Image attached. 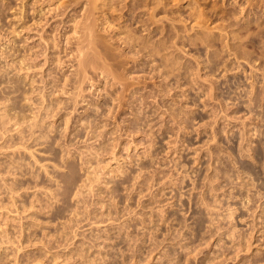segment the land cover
<instances>
[{"label": "rangeland", "instance_id": "374dc122", "mask_svg": "<svg viewBox=\"0 0 264 264\" xmlns=\"http://www.w3.org/2000/svg\"><path fill=\"white\" fill-rule=\"evenodd\" d=\"M74 1L0 0L3 261L264 264V0H99L85 73Z\"/></svg>", "mask_w": 264, "mask_h": 264}, {"label": "bare ground", "instance_id": "6f19581e", "mask_svg": "<svg viewBox=\"0 0 264 264\" xmlns=\"http://www.w3.org/2000/svg\"><path fill=\"white\" fill-rule=\"evenodd\" d=\"M72 1H74V0H72ZM75 1H78V0H75ZM75 1H74V2H75ZM79 1H80V0H79ZM85 1H86V0H85ZM88 1H89L88 3H84L85 5L87 4V5H86V11H85L86 13H84L85 15L83 14L84 17H85V22L83 21V24H81V23H82V21H81L80 25H82V26L78 25V26H80V28L83 27L82 29L79 28V30H83V31H82L83 34H80V37H81V36H84V37H82L81 39L78 38L77 35H79V34H76V31H77V30H75L76 37H77L78 39H80V40H78V42H77V44H78L77 47H76V48H77V50H76L77 52L75 51L77 55L73 52V53H74L73 56H77V57H75V58L77 59V61H78L79 63H77V62H76V63L79 64L78 66H80V67L77 66V68H79L78 71L73 70V72H74V71L79 72V71H82V70L84 71V70H85V71H84V73H85L86 70H88V69H85L86 64H87V63H93L92 60H94V61H95V64H96V62H97L96 59H98V58L95 59V57H96L97 55L100 56V55L104 52V49H102V45H101V44H103V40L106 41V39H101V36H100V41H99V39L97 40L96 37L94 36V33H93V31L96 30L95 27H94V21L96 20V17L94 16V14H95V10L99 9V5H97V1H99V0H88ZM111 1H112V0H104V4H103V5H107V10H110V9H112V8H114V9H115V8H118V9L122 8V11H123V7L126 6V5L124 4V6L122 5V6H120V7H112V6L115 5V4H112ZM118 1H119V0H118ZM153 1H154V0H153ZM65 2H66V1H65ZM126 2H127V1H126ZM261 2H262V1H261ZM70 3H73V2L70 1ZM70 3H69V4H70ZM76 3H77V2H76ZM132 3H133V2H132ZM156 3H157L156 6L154 5L155 8L153 7L155 12H156L157 8H158V9L165 8V7L167 6V4H169L170 2H169V0H158V1L156 0ZM63 4H64V3H63ZM66 4H68V3H66ZM77 4H78V3H77ZM99 4H100V3H99ZM120 4H121V3H120ZM161 4H162V6H161ZM71 5H72V4H71ZM73 5H74V4H73ZM118 5H119V4H118ZM127 5H128V4H127ZM65 6H66V5H65ZM65 6H64V8H66ZM130 7H134V6H130ZM135 7H136V6H135ZM160 7H161V8H160ZM103 8H105V7H103ZM124 8H126V7H124ZM132 9L134 10V9H136V8H132ZM138 9H139V8H138ZM115 10H116V9H115ZM120 10H121V9H120ZM130 10H131V8H130ZM139 10H140V9H139ZM165 10H168V9H165ZM134 11H135V10H134ZM149 11H150V10H149ZM135 12H136V11H135ZM157 13H158V12H157ZM157 13H156V14H157ZM136 14L138 15V17H134V18H140V17H139V16H140V15H139L140 12H136ZM124 15H125V14H124ZM144 15H145V14H144ZM90 16H91V17L94 16L95 19H94V17H93V19H91ZM141 16H142V15H141ZM152 16H154V13H153V12L150 14L149 18L143 16L142 19H141V21L139 20V22L144 21V23L147 22L146 24L150 25L151 23H150L149 21L152 20V19L154 18V17H152ZM134 18H131V19H133V21H134ZM131 19H130V20H131ZM82 20H84V19H82ZM135 20H136V19H135ZM155 20H156V19H155ZM131 21H132V20H131ZM136 21H137V20H136ZM152 22L154 23L153 20H152ZM155 22H157V21H155ZM95 24H96V22H95ZM141 25H142V24H141ZM78 26H76V27H78ZM167 26H168V24H167ZM94 29H95V30H94ZM154 29H156V28H153V30H154ZM147 30H149V29H147ZM150 31H151V30H150ZM154 31H155V30H154ZM78 32H81V31H77V33H78ZM39 34H40V33H39ZM75 34H74V35H75ZM95 34H97V33H95ZM40 35H42V34H40ZM43 35H44V34H43ZM97 36H98V34H97ZM44 37H45V36H44ZM44 37H43V38H44ZM76 37H75V39H76ZM125 37H126V36H125ZM41 38H42V37H41ZM67 38H68V37H67ZM83 38H85V39H83ZM68 39H69V41H70V40L73 39V37H72V39H70V38H68ZM68 39H67L66 42L69 43ZM81 40H82L83 42H82ZM84 40H86V41H85L86 43L84 42ZM72 41H73V40H72ZM76 41H77V40H75V42H76ZM79 41H80V42H79ZM101 42H102V43H101ZM109 42H110V41H109ZM45 43H46V42H45ZM47 43H48V41H47ZM47 43H46V44H47ZM73 43H74V42H73ZM49 45H50V44H49ZM51 45H52V44H51ZM66 45H68V44H66ZM75 45H76V44H75ZM75 45H74V46H75ZM108 45H109V44H108ZM91 46H92V47H91ZM95 46H99V49H97L99 52L94 51V50H96V48H98V47L95 48ZM93 47H94L95 49H94ZM100 47H101L102 50L100 49ZM104 47H105V46H104ZM49 48H50V47H49ZM49 48H48V49H49ZM73 48H74V47H73ZM92 48H93L94 50H92ZM87 49H91V50L94 51V52L92 53V52L90 51V52H91V54H90V53H89V50H87ZM44 50H45V49H44ZM100 50H101V52H100ZM72 51H73V50H72ZM105 51H107V50H105ZM47 52H48V51H47ZM47 52H46V55H47ZM96 52H97V54H96ZM36 53H37V52H36ZM43 53H45V52H43ZM94 53H95V54H94ZM98 53H99V54H98ZM235 53H236V52H234V54H235ZM240 53H241V52H240ZM92 54H94V55H92ZM104 54H105V53H104ZM104 54L101 55V56H103V57L100 56V57H101L100 60H101V59L103 60L104 57H108V56H105ZM46 55L44 54V56H46ZM50 55H51V54H50ZM90 55L94 56V57L91 56V58H94V59L89 58ZM107 55H109V53H108ZM24 57H25V56H24ZM46 57H49V55L46 56ZM109 57H110V56H109ZM238 57H239V55H238ZM75 58H74V60H75ZM112 58H113V57H112ZM27 59H28V58H27ZM90 59H91V62L89 61ZM23 60H24V58H23ZM47 60H49V59L46 58V61H47ZM98 60H99V59H98ZM102 60H101L100 62H102ZM59 62H60V61H59ZM61 62H62V61H61ZM61 62H60V64H61ZM98 62H99V61H98ZM23 63H25V62H23ZM44 63H45V62H44ZM62 63H64V61H63ZM107 63H108V62H107ZM19 64H21V63H19ZM73 64H74V63H73ZM77 64H76V65H77ZM95 64H93V65L95 66ZM42 65H43V64H42ZM44 65H45V64H44ZM44 65H43V66H44ZM63 65H64V64H63ZM87 65L90 66V64H87ZM252 65H253V64H252ZM17 66H19V65H17ZM28 66H29V65H28ZM70 66H71V65H70ZM81 66H82V67H81ZM104 66H105V65H104ZM104 66H103V67H104ZM97 67H98V65H97ZM27 68H28V67H27ZM80 68H81V69H80ZM88 68H89V67H88ZM28 69H30V68H28ZM62 69H63V68H62ZM95 69H97V68H95ZM105 69H106V67H105ZM98 70H99V69H98ZM103 70H104V69H103ZM93 71H94V70H93ZM76 72H74L75 74H77V75H76V79H77V76L80 77L81 74H83V76H84V73H81V74H80V73H76ZM104 72L106 73V72H108V71H105V70H104L102 73L105 74ZM78 74H80V76H79ZM94 74H96V73H94ZM71 75L73 76L72 72H71ZM71 75L69 74L68 76H70V77L73 79V81H75V82H73V84L78 83L77 85H75L76 87H74L75 90L73 89L74 91H76V90H78V89H76V88H79L81 85H79L80 83H79V82H76V80H74L75 78H73ZM85 75H87V74H85ZM107 75H108V74H107ZM74 77H75V75H74ZM101 77H102V76H101ZM252 77H253V76H252ZM80 78H81V77H80ZM62 79H63V78H62ZM84 79H85V78H84ZM53 80H54V79H53ZM66 80H69V78L67 77ZM81 80H82V79H81ZM69 81H71V80H69ZM78 81H79V79H78ZM56 82H57V81H56ZM71 82H72V81H71ZM48 83H49V82H48ZM58 83H59V82H58ZM65 83H66V82H65ZM67 83H68V82H67ZM67 83H66V85L69 84V83H68V84H67ZM81 83H82V81H81ZM60 84H61V83H60ZM82 84H84V83H82ZM47 85H48V84H47ZM62 86H63V85H62ZM62 86L60 85V87H62ZM68 86H69V85H68ZM68 86H65V85H64L65 88H67ZM73 86H74V85H73ZM73 86H72V87H73ZM55 87H56V86H54L53 88H55ZM64 87H62V88L65 90ZM80 88H81V87H80ZM63 89H61L60 91H61V92H70V91H63ZM71 89H72V88H71ZM51 90H53V89H51ZM53 91H54V93L56 94V92H55L56 90H53ZM79 91H81V90H79ZM40 92H42V91H40ZM61 92H59V93H61ZM82 92H83V91H82ZM82 92H76V94H75V92L73 93V91H72V92H70V93H73V94H70V93H69V94H70V96L72 95V96H73L72 99H74V97H76V95H78L77 93H80V94H81ZM57 94H58V93H57ZM63 94H64V93H63ZM66 94H67V93H66ZM50 95H52V94H50ZM67 95H68V94H67ZM43 96L45 97L46 95L44 94ZM59 96H60V95H59ZM78 96L80 97V95H78ZM79 97H76V99H74V100H75L74 102H76L77 98H79ZM70 98H71V97H70ZM44 99H45V98H44ZM47 99H48V98H47ZM50 99H51V98H50ZM53 99H54V98H53ZM52 101H53V100H52ZM70 101H71V100H70ZM83 101H84V100H83ZM46 102H47V101H46ZM54 102H55V101H54ZM64 102H65V101H64ZM68 102H69V101H68ZM80 102H81V101H80ZM76 103H78V101H77ZM49 104H50V103H49ZM68 104H70V103H68ZM74 104H75V103H74ZM57 105H58V104H57ZM60 105L62 106V104H60ZM76 105H77V104H76ZM65 106H66V105H65ZM47 107H48V106H47ZM50 107H51V106H49V108H50ZM54 108H55V107H54ZM57 108H58L57 111H59V108L61 109L62 107H59V105H58ZM110 109H111V108H110ZM48 110H49V109H48ZM98 110H99V109H98ZM50 112H56V111H52V110H51ZM110 112H111V111H110ZM58 113H59V112H58ZM49 114H50V113H49ZM51 114L53 115V113H51ZM56 114H57V113H56ZM109 114H110V113H109ZM96 115H97V114H96ZM103 115L105 116V115H108V114L106 113V114H103ZM104 116H102V117H104ZM52 117H53V116H52ZM107 118H109V117L107 116ZM95 119H96V118H95ZM89 120H90V119H89ZM99 120H100V118H99ZM69 121H70V120H69ZM90 121H92V120H90ZM104 121H105V120H104ZM66 122H67V121H66ZM78 122H79V121H78ZM96 122H97V121H96ZM99 122H100V121H99ZM107 122H108V121H107ZM100 124H101V123H100ZM105 124H106V123H105ZM88 125H89V124H88ZM90 125H91V124H90ZM95 125H97V124H95ZM67 126H68V124H67ZM101 126H103V125H101ZM91 127H92V126H91ZM96 127H97V126H96ZM92 128H93V127H92ZM105 128H106V127H105ZM66 129H67V127H66ZM96 130H97V129H96ZM64 132H65V131H64ZM32 137H33V136H32ZM35 138H36V137H35ZM37 139H39V138H37ZM102 147H103V146H102ZM103 150H104V149H103ZM105 150H106V149H105ZM88 151H89V150H88ZM91 151H93V150H90V152H91ZM98 151H99V150H98ZM98 153H100V152H98ZM83 155H84V154H83ZM95 155H97V154H95ZM19 171H21V170H19ZM17 172H18V171H17ZM31 175H32V174H31ZM34 175H36V174L34 173ZM37 177H39V176H37ZM35 178H36V176H35ZM37 179H38V178H37ZM25 183H28V182H25ZM37 183H38V182H37ZM4 184H6V183H4ZM14 184H15V183H14ZM14 184H13V185H14ZM17 185H18V184H17ZM4 186H6V185H4ZM27 186H28V185H27ZM21 187H22V186H21ZM4 188H5V187H4ZM7 188H8V186H7ZM17 188H18V187H17ZM28 188H29V187H28ZM9 189H11V192H10V193H12V194H14V192H12V190H13V191H16V190H14L13 187H11V188L9 187ZM9 189H7V192H9V191H8ZM18 189H19V191H21L20 188H18ZM5 191H6V190H5ZM80 191H81V190H80ZM16 192H18V191H16ZM16 192H15V193H16ZM5 193H6V192H5ZM21 193H22V192H21ZM53 193H54V192H53ZM79 193H80V192H79ZM12 194H11V195H12ZM17 194H18V193H17ZM37 194H39V193H37ZM37 194H36V195H37ZM74 194H75V196H76V193H74ZM34 195H35V194H34ZM42 195H44V194H42ZM80 195H81V194H80ZM9 196H10V194H9ZM15 196H16V195H15ZM18 196L20 197L21 195H18ZM38 196H39V195H38ZM56 196H57V193H56ZM45 197H46V196H45ZM52 197H53V196H52ZM80 197H81V196H80ZM12 198H14V200H15V197L12 196ZM12 198H10V199H12ZM21 198H22V197H21ZM31 198H32V197H31ZM46 198H48V197H46ZM53 198H54V197H53ZM83 198H84V197H83ZM34 199H35V197H34ZM43 199H45V198H43ZM17 200H19V199H17ZM23 200H24V198H23ZM23 200H22V201H23ZM30 200H31V199H30ZM30 200H29V201H30ZM35 200H36V199H35ZM37 200H38V198H37ZM48 200H50V199H48ZM27 201H28V200H27ZM27 201H26V202H27ZM29 201H28V202H29ZM32 201H33V200H32ZM45 201H46V200H45ZM79 201H80V199H79ZM14 202H15V201H14ZM36 202H37V201H36ZM43 202H44V201H43ZM17 203H18V202H17ZM39 203H41V201H40ZM47 203H48V202H47ZM83 203H84V202H83ZM87 203H88V202H87ZM31 204H33V203H31ZM36 204H37V203H35V205H36ZM41 204H42V203H41ZM14 205H15V204H14ZM14 205H13V206H14ZM16 205H17V204H16ZM27 205H28V204H27ZM35 205H33V206H35ZM18 206H20V205H18ZM22 206H23V204H22ZM43 206H45V205H43ZM47 206H48V204H47ZM51 206H53V205L51 204ZM80 206H81V205H80ZM89 206H90V205H89ZM30 207H31V205H30ZM41 207H42V206H41ZM45 207H46V206H45ZM76 207H77V206H76ZM15 208H16V207H15ZM28 208H29V207H28ZM17 209H19V208H16V210H17ZM23 209H24V207H23ZM25 209H26V207H25ZM39 209H40V208H39ZM61 209H62V207H60V211H61ZM70 209H71V207H70ZM73 209H75V208H73ZM76 209H77V208H76ZM76 209H75V212H77ZM57 210H58V209H57ZM17 211L19 212V210H17ZM71 211H73V210H71ZM56 212H57V211H56ZM58 212H59V211H58ZM74 214H76V213H74ZM110 214H111V213H110ZM26 216H27V215H26ZM23 217H24V216H23ZM75 219H76V218H75ZM71 220H72V219H71ZM76 220H78V219H76ZM102 221H103V220H102ZM21 222H22V221H21ZM74 222H75V221H74ZM24 223H25V222H24ZM77 223H80V222L77 221ZM77 223H76V224H77ZM70 224H71V223H70ZM83 225H84V224H83ZM27 226H28V225H27ZM75 226H77V225H75ZM23 228H25V227H23ZM23 228L21 227V229H23ZM26 228H27V227H26ZM29 228H30V227H29ZM18 230H19V229H18ZM20 231H21V230H20ZM26 231H27V230H26ZM15 232H16V231H15ZM23 232H25V230H24ZM29 232H30V230H29ZM75 232H76V231H75ZM10 233H11V232L9 231V232H6L5 234H1V235H0V243H5V244H8V245H9V244H10V245H11V244H13V245L16 244L15 241L13 240V238H14V239H17V236L14 235V237L12 238V237L10 236ZM12 233H13V232H12ZM18 233H22V232H18ZM26 233H27V232H26ZM26 233H22V234H26ZM31 233H32V232H31ZM31 233H30V234H31ZM30 234H29V235H30ZM15 236H16V237H15ZM18 236H20V234H18ZM22 236H23V238L25 237L24 235H22ZM22 236L19 237V238H20L22 241H25V240L22 239ZM75 236H76V235H75ZM55 238H56V237H55ZM20 239H19V240H20ZM29 239H30V238H29ZM31 239H32V238H31ZM67 239H68V238H67ZM22 241H20V242H22ZM56 241H57V240H56ZM43 242H44V241H43ZM65 242H66V238H65ZM22 243H23V242H22ZM24 243H25V242H24ZM28 243H29V242H28ZM28 243H27V244H28ZM31 243H32V242H31ZM73 243H74V242H73ZM45 244H46V243H45ZM74 244H75V243H74ZM46 245H48V244H46ZM70 245H71V244H70ZM70 245H69V243H68V245L65 246V247H69ZM2 246H3V244L0 245V248L3 249L4 247H2ZM15 246H16V248H13L14 251H16L18 245H14V247H15ZM21 246H22V245H21ZM6 247H9V248L11 247L10 249H12L13 246H6ZM75 247H76V246H75ZM78 247H79V246H78ZM21 248H24V247H21ZM80 248H81V246H80ZM85 248H86V247H85ZM18 249H19L20 251L23 250V249H20V248H18ZM71 249H72V248H71ZM71 249H70V250H71ZM6 250H8V248H7ZM6 250H5V251H6ZM13 250H12V251H13ZM25 250H26V249H25ZM75 250H76V249H75ZM8 251H10V250H8ZM8 251H6V252H8ZM20 251H18V252H20ZM23 252H24V251H23ZM73 252H74V251H73ZM76 252H77V251H76ZM85 252H87V251H85ZM20 253H21V252H20ZM80 253H81V252H80ZM0 254H1V253H0ZM3 254H4V253H3ZM7 254H8V253H7ZM12 254H15V252H12L11 255H12ZM28 254H30V253H28ZM32 254H33V253H32ZM9 255H10V253H9ZM18 255H19V254H18ZM18 255L15 254L14 256H13V255H12V256H13V257L17 256V257H18ZM35 255H36V254H35ZM81 255H82V254H81ZM1 256H3V255H1ZM1 256H0V264H5V263L7 264V263H9V262H5V261H3V259H4L5 257L2 258ZM4 256H5V255H4ZM33 256H34V255H33ZM37 256H39V255H36L35 259L33 260L34 262H35V260H37L38 258H42V257H37ZM78 256H80V255H78ZM6 257H9V256H6ZM13 257H10V258H13ZM28 257H29V256H28ZM81 257H82V256H81ZM32 258H33V257H32ZM43 258H44V257H43ZM17 259H19V258H17ZM17 259L14 260V261H13V259H7V261H8V260H11L10 262H12V261L14 262V263H10V264H20V263H22V262L19 263ZM21 259H23V258H21ZM4 260H5V259H4ZM38 260H40V261H38L39 263L42 262V264H45V262L43 263V261H44L43 259H38ZM25 261H26V260H25ZM33 261H32V262H33ZM29 262H30V261H29ZM36 262H37V261H36ZM36 262H35V263H36ZM23 264H24V263H23Z\"/></svg>", "mask_w": 264, "mask_h": 264}]
</instances>
